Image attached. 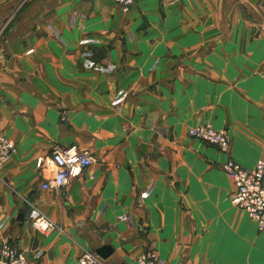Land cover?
Instances as JSON below:
<instances>
[{
	"label": "crops",
	"instance_id": "obj_1",
	"mask_svg": "<svg viewBox=\"0 0 264 264\" xmlns=\"http://www.w3.org/2000/svg\"><path fill=\"white\" fill-rule=\"evenodd\" d=\"M0 246L28 264H264V229L230 203L228 158L264 160V0H0ZM65 117L62 119V115ZM224 130L221 153L188 135ZM94 163L61 191L54 146ZM42 174V175H41ZM41 213L56 228L36 232ZM21 220H18L20 218Z\"/></svg>",
	"mask_w": 264,
	"mask_h": 264
},
{
	"label": "built area",
	"instance_id": "obj_2",
	"mask_svg": "<svg viewBox=\"0 0 264 264\" xmlns=\"http://www.w3.org/2000/svg\"><path fill=\"white\" fill-rule=\"evenodd\" d=\"M121 11L126 14L136 0H114ZM1 36V35H0ZM5 57V50L0 46V59ZM65 114L62 115V119ZM188 135L216 147L221 153L228 154L230 143L226 131L215 130L210 125L197 126L188 130ZM16 146L11 139L0 133V172L3 167L16 155ZM93 158L88 151L79 150L74 144L59 147L54 146L46 158H38L35 167L43 173L47 170L49 177L43 179V190L61 191L68 186L80 173L92 166ZM221 170L233 183L230 203L238 210L246 213L257 227L258 232L264 229V160L258 162L252 169L242 168L236 161L228 158ZM42 175V174H41ZM36 232L46 233L56 226L43 214L39 213L31 223ZM0 264H28L27 257L11 242H2L0 246ZM78 264H104V261L94 252L83 251ZM136 264H167L158 254L145 249L136 259Z\"/></svg>",
	"mask_w": 264,
	"mask_h": 264
},
{
	"label": "water",
	"instance_id": "obj_3",
	"mask_svg": "<svg viewBox=\"0 0 264 264\" xmlns=\"http://www.w3.org/2000/svg\"><path fill=\"white\" fill-rule=\"evenodd\" d=\"M18 220H21V216L20 218H18ZM94 253L97 256H99L101 259L106 260L112 255V250L109 246H102L98 248L97 250H95Z\"/></svg>",
	"mask_w": 264,
	"mask_h": 264
},
{
	"label": "rangeland",
	"instance_id": "obj_4",
	"mask_svg": "<svg viewBox=\"0 0 264 264\" xmlns=\"http://www.w3.org/2000/svg\"><path fill=\"white\" fill-rule=\"evenodd\" d=\"M187 132H188V131H187ZM190 138H191V137H190ZM194 140H195V139H194ZM197 141H198V140H197ZM199 141H200V140H199ZM203 143H204V142H203ZM205 144H206V143H205ZM210 146H211V145H210ZM212 147H213V146H212ZM222 165H223V164H222ZM222 165H221V166H222ZM221 166H220V168H221Z\"/></svg>",
	"mask_w": 264,
	"mask_h": 264
}]
</instances>
